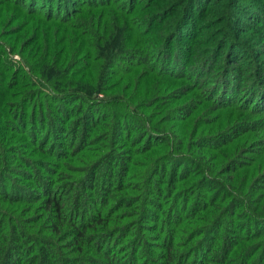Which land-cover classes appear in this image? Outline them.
Wrapping results in <instances>:
<instances>
[{"label":"trees","instance_id":"trees-1","mask_svg":"<svg viewBox=\"0 0 264 264\" xmlns=\"http://www.w3.org/2000/svg\"><path fill=\"white\" fill-rule=\"evenodd\" d=\"M54 1L4 0L0 264H264V32L243 37L264 0H227L194 67L166 40L205 0L146 52L108 3Z\"/></svg>","mask_w":264,"mask_h":264},{"label":"rangeland","instance_id":"rangeland-1","mask_svg":"<svg viewBox=\"0 0 264 264\" xmlns=\"http://www.w3.org/2000/svg\"><path fill=\"white\" fill-rule=\"evenodd\" d=\"M84 1H85L84 2L85 4H91L92 5L91 7H93V10L96 9L94 6L95 4H98V3L107 4L108 3L109 4L108 6H111L116 9L114 10L115 15L117 16L120 15L123 17L126 15L127 19H130L131 22H133L131 28H133V31L136 32L135 37H134L135 39H133L132 43L135 44V46L139 48L144 47L145 52L152 50L154 48L157 49L155 44L157 42L159 44L162 37L163 36L165 37L166 35L169 34V32L171 31L172 27L175 24V21L180 16V11H182V9L187 4L186 3L187 0H107V1L105 0H84ZM207 1L208 0L203 1L202 2L203 5H201L200 7L198 6V9L193 10L194 12H192L193 14L188 20L185 19L182 21V28L180 29L182 31L183 28H186L184 32H182L178 36L170 34L169 38L166 40V46L169 45L171 47H174V42L178 41L177 44L182 46L183 48L193 47L191 48L192 52L189 57L193 64L192 67H194V64L198 65L199 60L207 55L206 54L207 50L211 48V45L218 37V34L221 33L222 27L224 26L221 22L223 19L222 18L223 11H224L223 9L226 6L227 0H209V2ZM232 1L237 2L236 0H232ZM254 1H258V0H254ZM25 3H28V1ZM53 4L56 5V7H54L53 5V10L50 11V12L53 11L54 13L53 15H62L64 13V10H60V8L62 9V7L65 8V10L70 8V5L67 0L54 1ZM3 5H5L4 0H0V9L2 10L0 11L1 29L14 32L15 29L21 28L22 24L18 23V21L21 19L16 20L15 24L10 26L12 22H9L7 18H3V17H6L5 14L8 11V9L4 8ZM40 9L44 10L43 7H41ZM75 10H76V6L73 8V11ZM15 11H16L15 6L10 7V12L14 14L13 18L19 15ZM70 17L73 18L74 21L80 19V22H83V21L95 20L97 18L98 19L103 18L105 17V14L101 15L97 13L96 11H93L87 15L88 19H82L81 16H79V14H75V13H72ZM262 17H264V14L262 15ZM46 19L48 20L50 18L47 16ZM173 19L175 20L172 23L171 21ZM12 20L13 19H11V21ZM248 22L252 23V25L250 26ZM186 23H187V26H185ZM243 25L246 26L245 32L243 33V37L245 38V41L249 40V43L253 45L255 48L258 43L259 35L262 34V32H264V25L252 22L249 16L247 17L244 16ZM219 27H221V30L218 29ZM137 41H141V42L143 41L144 43H146V45L144 46L143 44H137ZM13 58L18 59L15 56ZM149 63H154V60L149 59ZM241 63H243L244 65H249L248 60H245V62L243 60ZM140 66H143V65H140ZM147 66H149V64ZM155 67L159 69V66H155ZM151 68H146L145 66L139 68V73L140 71L143 70L140 74V77L138 76L139 73L137 75V77L139 78L138 79L139 83H141L142 81V75H144L145 73H149L147 71L151 70ZM201 68H202V70L200 71L201 77L199 78V80L203 81V83L208 82V80L210 79L207 77L208 70H206L207 69L206 67L205 68L201 67ZM190 74H192V71L191 73H186V77L189 79H190ZM200 86L201 87H196L194 85L190 86V85L185 84V87H183V90L186 94L188 93L191 94L193 91H195L194 88H196L198 91L202 89V91L205 92V90L203 89L204 86L202 85ZM240 97L241 95L237 96L236 98L237 105H238V102L240 101ZM179 101H182V100L180 99ZM179 101L178 102L174 101L173 103L178 104ZM254 126H255L254 124H248L247 129L252 130ZM260 136L261 138L262 136H264V128L262 129ZM262 147H263V144L257 143L254 151L261 150ZM162 201H163L162 203H165L164 201H166V199H163Z\"/></svg>","mask_w":264,"mask_h":264}]
</instances>
